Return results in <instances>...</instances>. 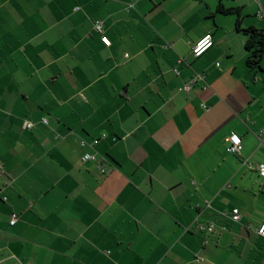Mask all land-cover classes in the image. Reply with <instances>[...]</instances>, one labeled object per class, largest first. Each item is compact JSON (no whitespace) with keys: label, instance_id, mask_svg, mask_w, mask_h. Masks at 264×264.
<instances>
[{"label":"crops","instance_id":"crops-1","mask_svg":"<svg viewBox=\"0 0 264 264\" xmlns=\"http://www.w3.org/2000/svg\"><path fill=\"white\" fill-rule=\"evenodd\" d=\"M219 4L264 30V0H0V264H264V72Z\"/></svg>","mask_w":264,"mask_h":264},{"label":"built area","instance_id":"built-area-1","mask_svg":"<svg viewBox=\"0 0 264 264\" xmlns=\"http://www.w3.org/2000/svg\"><path fill=\"white\" fill-rule=\"evenodd\" d=\"M94 29L97 33L102 34L103 31V23L100 20H96L94 22ZM102 41L106 44L109 45V41L103 37ZM213 46V39L212 36L210 34L205 35L204 37H202L200 40H198L193 48H192V53L193 56L198 58L201 57L206 51H208L211 47ZM202 77H197L194 78L193 80H191V85L195 84L197 82L198 79H201ZM203 79V78H202ZM185 89L189 88L188 86L184 87ZM44 124H47L46 120H43ZM24 127L26 129H31L33 127L32 123L30 122H25L24 123ZM261 134H264V132H261ZM241 150H242V140L241 138L236 135V134H232L230 135V137L227 139V147H226V151L229 154L235 155V156H239L241 154ZM97 158L95 155H90V154H85L82 156L81 158V162L82 163H87L89 161H96ZM256 171L260 177V179L262 181H264V164H259L256 166ZM101 173L103 175L106 174V171L102 168L101 169ZM231 220L234 223H239L241 221V215H240V211L239 209H233L231 212ZM16 222L15 218H13L10 222L11 225H14ZM206 231L208 233H213L214 232V225L211 224L206 228ZM257 234L261 237L264 238V222H262V224L260 225V227L257 229Z\"/></svg>","mask_w":264,"mask_h":264},{"label":"trees","instance_id":"trees-1","mask_svg":"<svg viewBox=\"0 0 264 264\" xmlns=\"http://www.w3.org/2000/svg\"><path fill=\"white\" fill-rule=\"evenodd\" d=\"M217 12L223 15H235L237 16L235 22V30L239 33H243L246 37L245 50L246 56V67L251 73L257 74L264 72L261 67L262 58H264V30L255 28H241V20L239 18L240 9H226L222 4L217 6ZM199 58V57H198Z\"/></svg>","mask_w":264,"mask_h":264},{"label":"rangeland","instance_id":"rangeland-1","mask_svg":"<svg viewBox=\"0 0 264 264\" xmlns=\"http://www.w3.org/2000/svg\"><path fill=\"white\" fill-rule=\"evenodd\" d=\"M96 4V3H95ZM94 10V9H93ZM93 10H92V12H93ZM79 13V15H81V14H83V11L81 10L80 12H78ZM96 20H100V19H96ZM100 21H102V20H100ZM95 22V21H94ZM103 22V21H102ZM103 32L104 31H102V34H103ZM104 37L107 39V40H109L108 39V37H106V35H104Z\"/></svg>","mask_w":264,"mask_h":264}]
</instances>
